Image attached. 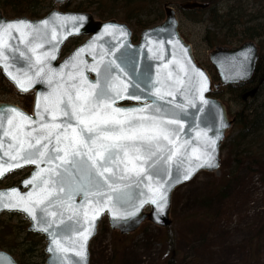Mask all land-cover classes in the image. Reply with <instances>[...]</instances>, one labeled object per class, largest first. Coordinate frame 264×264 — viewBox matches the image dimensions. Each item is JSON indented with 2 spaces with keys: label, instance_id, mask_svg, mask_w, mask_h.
Here are the masks:
<instances>
[{
  "label": "snow or ice",
  "instance_id": "6c2138e0",
  "mask_svg": "<svg viewBox=\"0 0 264 264\" xmlns=\"http://www.w3.org/2000/svg\"><path fill=\"white\" fill-rule=\"evenodd\" d=\"M83 19L55 17L58 21ZM42 23L43 27L26 21L0 25V61L4 62L6 71L10 67L8 61L17 64L22 57L27 62V67L18 68L22 77L8 73L22 91H27L36 78H43L52 85L59 75L61 81L43 96V109L38 99L36 119L14 108L0 112V153L8 157L7 161H0V177L5 170L21 167L23 163L37 165L39 169L28 182L33 184L31 192L26 195L15 190L11 194L0 193V202L7 196L10 202L5 206L27 213L39 230L49 233L56 250L74 251L76 256L84 258L85 243L93 227L91 221L105 208L110 207L115 218L121 215L118 206L132 204L133 198L126 191L130 185L122 181L134 180L137 185L147 181L148 195L139 201L141 206L151 203L162 208L167 203V192L172 185L166 186L164 177L172 179V175L166 165H171L177 157H188L186 146L190 141H180L183 123L179 113L156 100L140 108L115 107L118 99H141L135 91L128 92L130 85L119 75L127 71L126 53L107 63L101 60L93 65L90 71L97 74L95 82L88 81L77 65H73L75 72L67 73V80L55 69L46 70L44 59L55 58V46L50 52H38V49L57 39V29L52 27L49 39L50 21ZM17 35L19 42L26 44V50L11 44ZM183 84L184 81L177 77L167 91L156 88L151 94L158 100H163L164 96L175 99L174 92L181 91ZM133 87L141 93L144 91L139 82ZM187 102L192 103L191 100ZM167 103L170 101H165ZM184 106L174 105L181 110ZM5 138L10 139L6 141ZM196 139L200 144L191 148L188 158L200 161L196 167H215L216 140L207 138L202 130L196 133ZM42 164L49 167H40ZM194 170L186 169L183 179H190ZM45 172L48 175L42 176ZM179 181L178 167L175 182ZM77 196L81 197L79 204L73 203ZM65 212L70 223L65 222ZM123 214L133 215L134 212ZM54 225L55 230L50 231ZM65 240L73 241L77 247H65Z\"/></svg>",
  "mask_w": 264,
  "mask_h": 264
},
{
  "label": "water",
  "instance_id": "95a60500",
  "mask_svg": "<svg viewBox=\"0 0 264 264\" xmlns=\"http://www.w3.org/2000/svg\"><path fill=\"white\" fill-rule=\"evenodd\" d=\"M68 0H53L54 4L60 6ZM182 10H203L208 8V5L197 3L194 1L184 2L179 5ZM165 13L164 20L152 28L142 31L140 35V41L137 45L131 43V31L127 28V25L118 23L115 20L107 22H100L95 17L88 13H61L57 9L52 10L43 18L38 20H31L27 17H21L16 19L4 18L2 11L0 10V25H6L17 21H26L32 25H39L43 27V21H50L48 25L49 39L50 30L53 26L57 29V39L51 40L50 43H46L44 48L38 49V52H50L55 46V52L53 53L54 59L47 57L44 59V66L55 69L57 73L64 76L67 80V73L75 72L76 68L73 65H77L80 72H83L84 77L90 82L97 80V74L90 71L93 65L98 64L101 60L104 63L114 60L120 56L121 53L127 55V71L119 73L120 78L130 85L128 92L135 91L141 96L140 100L126 98L118 99L115 107L120 108H140L146 104H151L153 100H156L158 104L164 105L166 108H172L174 112L179 113V119L183 123V129L180 131V141L185 139L190 141L187 147L188 157H191V148L199 146L200 142L196 139V133L198 131H204L207 138L215 139V167L209 168L207 166L196 167L200 161L195 158L189 159L188 157H177L171 165L168 167L172 179L164 177L167 185H172L167 192V203L159 208L155 204L145 203L142 206L139 201L146 198L148 195L145 185L147 181L137 185L133 181H122L121 183H128L130 186L126 189L132 196V204H123L118 206L121 215L113 217L112 211L109 208H105L104 211L91 221L93 227L90 231L88 239L85 243V257L81 258L75 255L74 251L60 252L55 249V245L52 243V237L49 233L39 230V226L28 216L27 213L16 207H7L9 199L6 196L3 202H0V215L3 212L10 214L22 215L28 221L27 231L35 233L44 237L46 241V247L44 253L48 256L45 264H89V244L96 236L97 228L100 221L107 216L109 226L112 232H118L121 236L133 234L143 223H151L159 228L168 229L173 225V221L170 218L171 211V199L173 192L180 186L192 181L199 173H215L220 167V154L221 146L224 140L227 138L235 119H230L227 113L225 105L210 96L213 88L219 89L221 86H227L231 84H237L240 82L248 81L253 75L255 64L258 59V50L255 44L247 42L236 48H215L209 55L211 64L217 71L219 76V83L213 87L212 80L206 70L201 67L194 59L192 48L187 44L180 36L178 32V21L174 10L169 7L168 4L163 5ZM83 17V20H67L58 21L55 17ZM114 25L115 27H108ZM82 35H89L90 38L82 46L76 48L74 52L61 63H57L62 47L65 42L73 37H79ZM28 38H26L27 41ZM11 44L18 45L21 49L26 50V44L19 42L17 35L16 39L11 40ZM31 55V53H28ZM19 56V53H17ZM75 57V59H73ZM119 63V61H117ZM10 67L5 69V64L0 61V72L13 85L17 92L20 94L33 93V109L32 114H28L24 110L11 104L0 103V112L7 108L17 109L19 112L36 119V105L38 99L41 102V109H43V96L51 91L57 83H60V76H56L53 80V84L49 85L43 78H36L34 82L28 87L27 91H22L17 83L8 74L11 72L13 75L23 76V73L18 72V68L27 67V62L24 58H19V63L13 64L12 61H8ZM67 67H63L65 65ZM183 69V70H182ZM185 72L187 74H185ZM169 73L172 77L169 78ZM202 73V76L200 75ZM179 78L184 81L181 91L174 92L175 99L170 96H164L163 100H158L156 96L151 93L156 88H161V91H167L168 85L173 82L174 79ZM79 78V77H77ZM139 82L144 91L141 93L139 89H134V84ZM203 97V101L201 100ZM191 100L192 103L187 101ZM165 101L170 103L165 104ZM123 102H131L136 105L130 106H118ZM177 103L184 104L183 110L175 108ZM5 115L10 113L4 112ZM159 115V114H158ZM169 127L175 128L177 125H170ZM8 141L10 138H5ZM7 148V142L5 143ZM8 157L3 156L0 153V161H7ZM183 160L180 164L179 161ZM40 167L48 168V164H42ZM179 167L180 181L175 182L177 175V168ZM194 168L191 178L184 180L183 173L188 168ZM31 168L29 176L22 180L17 187L0 190V193L11 194L13 190L21 195H26L32 191L33 184L28 183L33 180L34 174L39 171L37 165L23 163L21 167L12 168L11 170H5V173L0 177V181L7 178V176L13 172L23 169ZM42 176H47L48 173H41ZM143 192L145 195H140ZM81 197L77 196L73 203L79 204ZM132 205H135L133 207ZM148 208L150 209L149 212ZM125 211L134 212L133 215H124ZM65 222L67 221L68 213L65 212ZM82 219V217H81ZM63 227V225H61ZM76 227H80L77 225ZM84 227H88L84 224ZM55 230V225L53 229ZM76 237L73 236V240ZM64 246L70 249L77 247L73 244V241L65 240ZM51 249V250H50ZM0 261L3 264H17L14 258L7 252L0 249Z\"/></svg>",
  "mask_w": 264,
  "mask_h": 264
},
{
  "label": "rangeland",
  "instance_id": "374dc122",
  "mask_svg": "<svg viewBox=\"0 0 264 264\" xmlns=\"http://www.w3.org/2000/svg\"><path fill=\"white\" fill-rule=\"evenodd\" d=\"M11 1L0 0V4ZM37 1L40 6H46L51 0ZM80 1L82 0H71L70 3L77 4ZM97 1L91 2L87 12L94 13ZM233 2L236 3L237 13L242 14L241 22H249L247 27H254L264 22V0H233ZM171 3H177V1ZM230 5H232L231 0H220L217 8L219 11L215 21L211 23L208 21L209 14L205 11H202L203 15L195 20L184 16L176 9L181 35L191 45L196 61L213 78L217 75L209 62L210 51L216 46L238 47L245 42L242 41L240 35L245 25L237 24L234 26L235 29L227 28L219 19V15L226 14ZM239 6H243V11L239 9ZM72 7L68 10H72ZM155 16V13H151L140 18L143 21H152ZM256 19L260 21H255ZM117 20L130 27L135 43H138L140 33L144 28L138 26L137 19L119 18ZM84 40V38H78L68 43L66 47L68 53ZM222 40H229V43L221 44ZM255 43L259 47L260 40H256ZM259 50L261 54L264 53V42L262 50ZM230 97L229 94H225L224 101L228 104L230 114L233 116L239 106L230 100ZM23 99V96L17 95L13 90L11 92L0 90V102L2 103L23 107L29 101V99ZM227 154V151L222 152V161H229ZM230 167L232 165H229L227 170ZM224 173L222 166L217 173H200L174 192L171 209L173 226L169 230H162L147 224L132 236L124 238L113 234L107 220L104 219L90 247V264H165L167 256H170L168 237L173 240L172 251L176 255V264H245L248 253L243 245L252 238L264 215V188L259 183L256 174L249 178L247 171L243 170L240 172V177L244 178L246 186L242 193H239L238 188L236 190V193H239L238 198L234 195L232 200L231 198L225 199L218 194V187ZM26 174L27 171H24L9 178L0 184V189L16 184ZM231 186L234 187V183ZM24 222L26 221L20 216L2 215L0 217L1 225L10 223L15 226H25ZM39 239L40 237L36 236L33 241ZM252 245L255 260L257 257L256 239L252 240ZM36 249L40 252L41 246ZM38 251L31 254L28 259L29 264H44L43 257L39 256ZM252 264H264V249L260 253L259 262Z\"/></svg>",
  "mask_w": 264,
  "mask_h": 264
},
{
  "label": "trees",
  "instance_id": "16d2710c",
  "mask_svg": "<svg viewBox=\"0 0 264 264\" xmlns=\"http://www.w3.org/2000/svg\"><path fill=\"white\" fill-rule=\"evenodd\" d=\"M93 0H82L72 7L74 12H87V8ZM184 1V0H98L94 9L95 15L100 19H137V24L140 27L146 28L157 23L162 19L161 5L166 2ZM208 3L210 7L205 12L209 14L208 21L214 22L217 16L218 5L220 0H198ZM229 10L226 14L219 15L220 21L227 28L235 29L234 26L241 24L243 30L240 32L242 41L260 40L259 48L262 50L264 42V22L258 23L254 27H247V22H241L242 14L237 13L236 3L231 0ZM51 2L46 6H40L37 0H12L0 4L5 16L9 18L27 16L31 19H38L45 15L51 8ZM69 5H65L63 9H68ZM71 7V5H70ZM243 6H239L242 10ZM243 11V10H242ZM155 13V19L152 21H143L140 17H144ZM188 18L198 19L203 13L192 12L184 13ZM244 15V13H243ZM245 17V16H244ZM255 21H260L256 19ZM221 44L229 43V40L220 41ZM2 80L0 76V81ZM0 90H3L0 83ZM264 53L259 57L256 65L255 73L252 79L247 83H242L234 86H229L226 89L214 91L213 96L221 98L225 94H229L230 100L234 101L238 106V111L234 114L236 125L227 142L224 143L222 151H227L229 161L222 162V168L225 170L223 177L220 180L218 194L225 199L238 198V194L244 189L246 183L244 178L240 177V172L246 170L248 177L256 174L259 177V182L264 188ZM229 165H232L229 170ZM228 165V167H227ZM234 183V187L231 184ZM239 193H236L237 189ZM231 192L230 194H228ZM221 212L218 216H220ZM204 223V222H203ZM20 228V229H19ZM19 229V231H18ZM17 230V231H16ZM36 237V236H35ZM34 235L26 232V227L15 226L10 223L7 225L0 224V247L8 251L16 259L18 264H29L28 259L34 253L38 246H41L39 256L43 257V240L38 241ZM38 238V237H37ZM256 239L257 257L254 260L252 252V240ZM20 244H19V243ZM169 245L170 256H167L165 264H176V255L172 251L173 240L167 238ZM17 244V245H15ZM244 250L248 255L245 264L259 262V256L264 249V215L256 227V230L249 240L244 243Z\"/></svg>",
  "mask_w": 264,
  "mask_h": 264
}]
</instances>
